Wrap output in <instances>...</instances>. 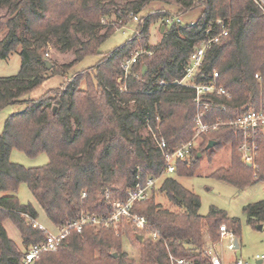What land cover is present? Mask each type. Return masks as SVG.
I'll list each match as a JSON object with an SVG mask.
<instances>
[{
    "label": "trees",
    "instance_id": "16d2710c",
    "mask_svg": "<svg viewBox=\"0 0 264 264\" xmlns=\"http://www.w3.org/2000/svg\"><path fill=\"white\" fill-rule=\"evenodd\" d=\"M158 1L175 6V16L195 8L202 12L194 24L168 26L165 19L173 17L170 12L162 7L148 9ZM3 6L0 59L19 49L20 70L15 76L0 78V111L9 105L22 107L6 118L0 134V264H18L26 247L40 244L46 237L45 231L30 224L38 219L37 210L29 203H19L16 192L20 185L27 186L52 226L61 227L80 211L106 215L110 210L107 196L125 200L138 174L143 180L162 174L159 149L151 135L143 138L140 133L150 129L169 148L192 138L193 90L175 81L184 75L193 50L207 38L205 30L218 33L216 21L220 19L228 35L208 50L194 76L196 83H206L217 72V85L230 95L212 96L207 108L204 124H219L200 136L188 163L178 162L173 176L165 177L148 200L133 207L147 220L146 233H156L158 240L124 225L130 245L138 252L136 263L122 250V238L114 230L86 226L79 234L71 233L56 252L43 253L34 264H172L170 257L210 264L203 249L218 240L222 223L239 238L238 219L214 206L205 216L200 215L199 196L177 179L193 177L203 155L211 160L215 152L229 145V163L213 175L238 190L264 184V131L254 137L257 157L253 169L240 160V133L225 124L264 103V13L255 0H0ZM20 18L30 39L18 37ZM133 18L137 19L136 33L97 61L95 82L82 89L83 76L76 75L61 92L23 98L48 80V74L57 72L54 66L48 70L45 65L43 51L50 35L56 38L60 52L73 50L71 65H75L99 54L100 45L112 36L115 26L121 28ZM158 20L164 26L161 39L150 46L149 28ZM137 49L146 53L136 58L131 75L124 79L121 63ZM209 141L216 145L206 150ZM12 150L28 157L44 153L48 163L22 167L10 162ZM157 193L164 194L177 209L157 203ZM242 211L250 227L264 224V201L248 204ZM6 221L16 227L23 251L8 238Z\"/></svg>",
    "mask_w": 264,
    "mask_h": 264
},
{
    "label": "rangeland",
    "instance_id": "374dc122",
    "mask_svg": "<svg viewBox=\"0 0 264 264\" xmlns=\"http://www.w3.org/2000/svg\"><path fill=\"white\" fill-rule=\"evenodd\" d=\"M118 3L122 4L123 1H118ZM161 7L170 12L172 16L177 15V9L175 6H168L160 1L152 2L148 9L157 10ZM5 11L6 7H0V16H3ZM201 12V8H195L189 10L187 13L179 14L178 17L180 18L181 24L183 26L194 24L200 18ZM143 14L144 13L142 12V14H139L138 16L143 17ZM20 23L21 25L17 32L18 37L30 39L28 33L24 29V22L22 18H20ZM161 24V20H158L150 26V37L148 41L150 46H154L161 39ZM137 25L138 24L136 21L133 20L121 28H117V26H115L112 36L100 45L98 49L99 54L96 56H87L83 58L81 62L75 65H71V62L75 57L73 50L60 52L58 50L56 38L50 35L49 43L44 49L43 53L45 61L48 62L51 67L54 66L57 69V72H51V74H48V80L43 82L42 85L37 87L28 95H25L23 98L36 99L44 94L61 92L67 85V82L76 75L83 76L82 81L80 82V87L82 89L85 88L86 84L95 82L94 66L97 61L104 55L111 52L112 49L124 44L128 38L133 35V33H136ZM104 31V28L100 29L99 33H103ZM1 37L2 35H0V38ZM18 52L19 49L10 53V55L7 58H4V60L0 59V78L15 76L19 72L20 56ZM135 52H143V50L137 49ZM61 66H67V69H62L60 68ZM119 81L120 79H117V82ZM21 107L22 106L19 105H9L0 111V134L2 132L1 130L6 118L10 114L19 111ZM140 134L143 138L151 135L148 128L143 129ZM229 154L230 146L228 145L215 152L213 155L214 158L211 160H209L206 155H203L202 160L198 163L199 166L193 177H178L177 181L183 188H186L199 196L201 203L199 208L200 215L205 216L208 213L210 207L214 206L218 210L226 213L227 217L239 220L240 236L237 239L238 247L234 250L227 249V239L222 241L216 247L222 264H236L237 261H240L241 264H264V258L256 259L258 256L264 257V224L260 225V229L250 227L247 224L246 218L242 211L243 208L248 204H253L256 203V201L261 200L264 201V184L257 183L254 186L238 190L235 187L218 180L213 175V171L219 167H224L229 163ZM9 160L10 162L19 164L20 166H24L26 168H37L38 166L48 163L47 156L44 153H40L35 157H28L25 155V153L19 152L17 150L11 151ZM240 160L247 167H251L249 164L244 163L242 158ZM167 176H173V174L164 175L162 180L157 183V190L161 186L163 179ZM16 193L20 204L24 205L29 203L37 210L39 217L36 222L39 225H43L46 229L53 230L52 224L47 220L42 209L38 207L27 186L25 184L20 185ZM155 201L172 210L177 209L164 197V194L162 193L155 194ZM3 224L8 238L17 244L20 251H23L24 247L21 243V239L19 238L16 227L8 221L4 222ZM221 225H224V223ZM202 232L205 234L204 239L207 243L209 237L205 226L202 228ZM126 233L125 226H123L117 230L116 236L118 234L122 238V250L128 254L129 258L135 260L137 263L139 259L138 252L130 245V237ZM258 260H261L260 263H257Z\"/></svg>",
    "mask_w": 264,
    "mask_h": 264
},
{
    "label": "built area",
    "instance_id": "2783aa9c",
    "mask_svg": "<svg viewBox=\"0 0 264 264\" xmlns=\"http://www.w3.org/2000/svg\"><path fill=\"white\" fill-rule=\"evenodd\" d=\"M260 6L264 13V0H255ZM137 21L136 18H133ZM102 24H105L103 18L100 19ZM174 23H181L178 16L168 17L165 19L166 25H172ZM216 26L219 28L218 33L211 35L209 30H205L207 33V38L193 50L188 60L189 66L187 67L184 75L177 82L181 86L187 88H192L193 90V103H194V134L192 138L186 142L178 144L174 148H169L167 143L161 138L159 139L154 132L151 133V138L155 143L156 147L161 153V158H163V169L162 174L158 177L148 176L145 180L142 179L140 174L135 178L132 187L127 192V197L125 200L120 199H108V206L110 207L109 212L101 217L91 215L87 212L80 211L76 213L73 218L66 225L61 227H53V230L46 229L43 225H39L36 221L30 222L34 229L43 230L46 232L45 240L40 242V244L31 245L25 248L22 252V257L18 264H34L43 253H53L59 248L60 245L64 244L67 237L71 233H81L86 226H91L95 228H105L112 229L115 232L120 227L125 224L130 225L132 228L145 232L147 239L152 241L158 240V236L154 232H147L148 224L147 220L141 215L136 214L133 211L135 203L143 202L148 200L153 194L154 190H157V183L162 180L164 175H172L176 170L178 162L188 163L192 158L193 148L199 142L200 136L211 128L218 126L219 123L212 125L204 124L203 120L207 112V108L211 105L212 96L227 98L230 95L227 91L217 85V72L212 73L211 80L206 83H196L194 76L202 67V62L206 56V53L213 45L220 42L221 38L228 35L227 27L225 23L220 19L216 21ZM146 53L136 52L131 58L125 60L121 63L124 79L131 75L132 65L136 62V58ZM256 79H260L257 74L254 75ZM163 84V82H161ZM225 124L230 125L235 128L241 136V142L238 147V152L242 158V161L249 164L253 169L255 168V159L257 157V144L254 137L259 131H264V103H261L258 108L251 110L238 118L228 120ZM85 194L82 195V198ZM218 240L209 244L207 248L204 249V254L209 259L210 264H222L217 253V245L224 240H228L227 249L234 250L233 242L235 237L231 231H229L225 225H220L218 228ZM262 259L263 256H258L256 259ZM172 264H191L185 259L175 260L170 257ZM236 264H241L237 261Z\"/></svg>",
    "mask_w": 264,
    "mask_h": 264
},
{
    "label": "water",
    "instance_id": "95a60500",
    "mask_svg": "<svg viewBox=\"0 0 264 264\" xmlns=\"http://www.w3.org/2000/svg\"><path fill=\"white\" fill-rule=\"evenodd\" d=\"M163 28H164V26H162L161 27V31L163 30ZM45 65H46V68L48 69V70H50L51 68V66H50V64L48 63V62H45ZM145 67L143 68V73H144V71H145ZM216 145V142L215 141H209L208 142V144H207V146H206V150H208V149H210V148H213L214 146ZM197 156H199V154L197 155ZM261 226L260 225H258L257 226V228H260ZM138 240H142V236H140V235H138ZM233 246H234V249H236L237 247H238V244H237V240L235 239L234 240V242H233ZM117 255L116 254H114L113 255V257L115 258Z\"/></svg>",
    "mask_w": 264,
    "mask_h": 264
},
{
    "label": "crops",
    "instance_id": "0c3cea01",
    "mask_svg": "<svg viewBox=\"0 0 264 264\" xmlns=\"http://www.w3.org/2000/svg\"><path fill=\"white\" fill-rule=\"evenodd\" d=\"M260 228H261V227H260ZM260 228H259V229H260ZM237 244H238V243H237ZM16 245H17V244H16ZM208 246H209V244H207V245L205 246V248H207ZM217 253H218V252H217ZM260 261H261V260H258L257 263H260Z\"/></svg>",
    "mask_w": 264,
    "mask_h": 264
}]
</instances>
